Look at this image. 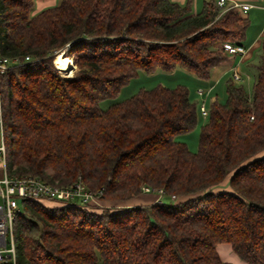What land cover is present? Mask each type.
I'll return each mask as SVG.
<instances>
[{"label": "trees", "instance_id": "trees-1", "mask_svg": "<svg viewBox=\"0 0 264 264\" xmlns=\"http://www.w3.org/2000/svg\"><path fill=\"white\" fill-rule=\"evenodd\" d=\"M35 1L0 0V58L21 62L0 76L9 172L59 186L80 177L102 201L127 203L144 187L168 198L103 210L23 201L17 264H231L219 243L264 264V52L251 93L225 83L197 152L176 139L198 124L185 85L101 107L141 73L208 80L224 44L242 45L245 13H221L217 0L196 13L190 0H61L33 13ZM60 52L73 76L54 65Z\"/></svg>", "mask_w": 264, "mask_h": 264}, {"label": "built area", "instance_id": "built-area-1", "mask_svg": "<svg viewBox=\"0 0 264 264\" xmlns=\"http://www.w3.org/2000/svg\"><path fill=\"white\" fill-rule=\"evenodd\" d=\"M221 10L229 8L239 9L247 12L252 6L237 0H217ZM224 48L228 55L243 54V45L225 44ZM29 60V57H26ZM18 59L0 58V76L10 67L20 65ZM232 80L234 82L246 83L249 78H244L239 71L233 70ZM199 95L203 94L198 90ZM199 115L203 119L209 117V108L205 102L198 104ZM0 129L2 137L0 141V264H17L16 242L14 237V220L18 213L23 211V201L53 202L71 204L77 206H93L94 204L103 207L100 197L102 194H95L91 191L79 177L71 186L64 187L51 184L39 177L31 175L11 174L8 170L7 146L3 134V112L0 100ZM146 193H156L158 201L168 198L162 189H151L144 187ZM170 199L176 200L172 195Z\"/></svg>", "mask_w": 264, "mask_h": 264}, {"label": "crops", "instance_id": "crops-1", "mask_svg": "<svg viewBox=\"0 0 264 264\" xmlns=\"http://www.w3.org/2000/svg\"><path fill=\"white\" fill-rule=\"evenodd\" d=\"M61 0H36L34 4L33 13H36L40 10H43L47 7L57 5ZM181 4H185L188 0H174ZM192 2V11L194 13L200 11L206 0H190ZM230 1V0H228ZM244 3H250L252 6L248 9L245 14V17L249 19V26L246 31V36L242 45L245 47V52L243 54L229 55L228 58L217 65L213 66L210 70V77L208 80H201L194 78L193 82L196 84L197 91L195 95L198 96L199 100L197 104L205 102L206 106L210 108L212 103L215 100H219V95L225 83L232 78L233 70L239 71V73L244 78H249V81L244 83V86H247L248 93L252 91L254 76L256 74L257 65L260 62L261 55L264 52V0H237ZM156 73V72H155ZM155 73L150 74L149 80L159 79L162 77V74ZM172 77H176V74ZM170 76V75H169ZM235 84H242L236 83ZM161 84V83H160ZM181 83H174L173 85H163L166 87L173 88L176 85ZM249 84V85H248ZM162 85V84H161ZM183 85V84H182ZM198 90H202L203 94L199 95ZM191 98L194 100V94L190 92ZM1 100V92H0ZM197 102V101H196ZM2 103V100H1ZM198 123L200 122V115L198 117ZM2 137V131L0 129V141ZM178 140V137H177ZM186 143V142H185ZM187 144V143H186ZM190 151L196 152L195 147L190 148ZM158 201V195L156 194H145L137 198H134L128 201L125 205L127 206H138V205H150ZM217 252L220 258L231 264H249L242 260L232 249L229 243H219L217 245Z\"/></svg>", "mask_w": 264, "mask_h": 264}, {"label": "rangeland", "instance_id": "rangeland-1", "mask_svg": "<svg viewBox=\"0 0 264 264\" xmlns=\"http://www.w3.org/2000/svg\"><path fill=\"white\" fill-rule=\"evenodd\" d=\"M224 11H226V10H221V13H223ZM225 44H229V43H225ZM70 58H67L70 61V64L67 67L62 68V69H66V70H64V71L60 70L61 74L63 76H65V77L73 76V74L77 70V67L75 66V69L73 70V72L69 73L73 68L70 71H69V69L71 68V66L73 67V64H74V61H73L72 57H70ZM157 74H162L163 76L160 77L159 79H153V80L150 79L149 80V78H150L149 75L141 73L137 78L133 79L125 88H123V90L121 91V93H120L118 98H116V99H108V100L103 101L101 103V107L103 109H106V108H108L111 104H113L116 101L124 100V99H127V98L131 97L132 95L137 93L141 88L150 89V88H152V87H154V86H156L157 84H160V83L162 85H167V86L173 85L174 83H181V84L187 86L189 91L194 94L193 95L194 96V101L195 102L197 101L196 103H198L199 98H198L197 95H195L198 87L193 82V80H195L194 78H196L194 75H192L191 73H189V72H187V71H185L184 69H181V68L176 69L172 73L173 75L176 74V77H172L171 73H166V72H162V71H158V72L155 73V75H157ZM252 82L253 81H250V83H252ZM237 83H239V82H237ZM245 88H246V90H248L247 86H245ZM225 97H226L225 86H223L222 89H221L220 95H219V101H221V102L224 101ZM200 119H201L200 122L197 124L196 128L192 132H190L188 134H185V135L178 136V141L184 142V143L186 142L188 147H190L191 149L195 147L196 152L199 149L200 129H201L202 125H204L208 121L207 119H203V118H200ZM224 186L225 185H222L221 187H224ZM64 187H68V186H64ZM151 189H154V188H151ZM149 193H151V192H149ZM142 194L145 195L146 192L143 191ZM101 203H102L103 207H101V206L99 207L96 204H94L92 207L93 208H98L99 207L100 209L103 210L106 207H113L114 205H120L118 207H115V209H119L120 207H124L126 205V203H116V202H112V201H102ZM51 206H56V204H52Z\"/></svg>", "mask_w": 264, "mask_h": 264}, {"label": "bare ground", "instance_id": "bare-ground-1", "mask_svg": "<svg viewBox=\"0 0 264 264\" xmlns=\"http://www.w3.org/2000/svg\"><path fill=\"white\" fill-rule=\"evenodd\" d=\"M54 64L56 67L62 69L67 67L70 64V61L67 59V57L65 56L64 52H60L57 54V56L54 59ZM73 67L71 66V68L69 69V71L72 69ZM68 72V71H67Z\"/></svg>", "mask_w": 264, "mask_h": 264}]
</instances>
